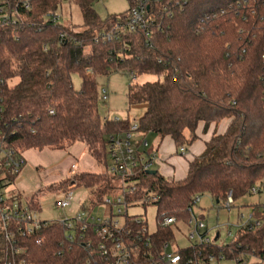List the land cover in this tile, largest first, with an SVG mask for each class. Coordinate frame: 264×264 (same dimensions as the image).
<instances>
[{"label": "trees", "instance_id": "obj_1", "mask_svg": "<svg viewBox=\"0 0 264 264\" xmlns=\"http://www.w3.org/2000/svg\"><path fill=\"white\" fill-rule=\"evenodd\" d=\"M63 1L7 2L5 10L23 19L0 26V106L7 130L13 131L11 142L22 152L83 143L89 156L106 165V173L76 176L78 185L94 189L93 209L116 179L107 169L109 137L128 128L127 118H101L96 78L121 70L129 79L128 104L143 106L139 132L160 141L168 137L180 155L197 139L199 122L206 131L211 123L227 120L225 130H214L203 151L187 161L182 178L163 175L156 164L153 175L138 172V194H154L156 218L163 212L185 220L196 196L208 195L222 205L230 193L234 204L264 184V0H147L150 39L139 28L107 42L95 38L110 28L109 18L124 20L135 0L103 20L93 7L96 0H66L79 7L80 26L45 20ZM144 74L156 79L133 81ZM73 75L80 78L79 87ZM28 204L38 209L34 195ZM257 214L264 220V213ZM170 233V227H157L153 248L158 250ZM64 235L52 223L23 238L26 263L108 264L95 251L98 238L87 249L80 241L67 243ZM239 241L260 252L264 225ZM2 248L3 242L0 257Z\"/></svg>", "mask_w": 264, "mask_h": 264}, {"label": "built area", "instance_id": "obj_2", "mask_svg": "<svg viewBox=\"0 0 264 264\" xmlns=\"http://www.w3.org/2000/svg\"><path fill=\"white\" fill-rule=\"evenodd\" d=\"M7 2L8 0L0 2V26L23 20L5 10ZM22 5L29 8L27 1L22 2ZM15 8L14 12L17 14ZM147 9V0H135L125 19L119 21L109 18L110 28L100 32L95 40L102 42L116 40L121 33L139 28L145 29V37L149 40L151 33L147 29ZM44 19L53 24L59 22L57 12L46 13ZM86 72L91 74L89 68ZM99 94L103 101L108 99L105 87L101 88ZM2 112L0 106V233L3 242L0 264H27L23 238L35 235L52 223H58L63 228L64 241L69 244L80 241L85 248L90 249L92 240L98 238L94 244L95 251L104 257L108 264H213L225 258L233 259L237 264H264V243L263 249L257 252L249 248L248 244L239 241V237L244 233L263 227L264 220L257 214L264 213L262 202H259V206L250 205V210L246 214L238 213L234 223L223 225L227 229V236H231L229 243H218V231L213 236L209 235V228L201 213H196L193 209L199 201L198 196L188 208L187 219L162 212L159 217H155L154 230H149L146 220L141 215L128 214L129 207L144 206L156 199L154 194L147 190L144 194H138L140 182L138 172L153 169L159 159L154 152L147 149L149 144L146 135L139 132L137 117L128 120V128L123 133L109 137L110 163L107 169L109 174L116 176L120 188L119 194L112 197L105 194L102 197L103 203L109 205V213L106 216H96L92 213L93 209H89L90 203H81L76 211L65 214L58 220L41 219L37 210L29 208L28 199L22 203L16 195L6 194L13 179L19 174L25 158L24 152L10 141L13 131L7 130ZM113 119L119 120L117 117ZM180 151L183 152V149ZM70 169L73 173L76 164L71 163ZM77 185L73 179L65 189L64 197L56 202L58 208L63 210L71 205L73 200L71 188ZM260 192L264 193V184L254 186L250 190L251 194ZM232 206L233 200L229 193L222 207L230 210ZM157 227L171 228L170 235L158 250L153 248L151 240V235ZM181 228L186 230L183 235L186 244L183 246L178 245L175 237V231L179 232ZM230 228H233L234 232ZM230 248L235 250V253L231 251L228 255L225 250Z\"/></svg>", "mask_w": 264, "mask_h": 264}, {"label": "rangeland", "instance_id": "obj_3", "mask_svg": "<svg viewBox=\"0 0 264 264\" xmlns=\"http://www.w3.org/2000/svg\"><path fill=\"white\" fill-rule=\"evenodd\" d=\"M93 7L98 16L103 20L109 14H118L129 7V0H96ZM59 22L61 24H72L80 26L82 23L81 11L79 7L64 0L60 9L57 10ZM156 78L151 75H139L133 81L143 83L154 81ZM98 85V94L102 87L107 89L108 99L103 101L100 94L97 99V109L101 118L108 117L113 119L131 120L138 118L143 113L142 105H129L126 99L129 79L121 71H115L109 75L96 78ZM72 82L75 87H79L80 78L77 75L72 76ZM148 150L154 151L159 146L160 139L154 134H147ZM24 164L18 175L9 186L7 196L17 195L19 201L24 203L31 195L35 196L38 206L37 212L43 220H58L65 214H71L76 211L81 203H89L93 198V188H87L81 185L72 189L73 200L69 207L60 209L56 202L65 195V189L70 183H63L65 180L74 179L78 184L76 176L80 172L106 173V165L102 160L94 159L86 152V148L81 142H73L70 146L63 149L44 148L40 151L29 149L24 152ZM71 163L76 164V169L72 173ZM156 169V167H153ZM178 170L175 176H178ZM112 189L109 196L119 194V182L116 179L111 181ZM264 202V193L249 194L236 200L230 210L216 205L208 195H202L197 204L193 207L196 213L203 214L204 222L209 228V235L213 236L216 231L219 232V242L229 243L231 236H227V229L223 226L226 223H234L237 214L242 212L246 214L250 209V204ZM110 211L109 205L103 203L102 199L96 200L92 213L96 216H106ZM157 208L153 203H147L144 206L136 205L128 208L129 215H141L147 222L149 230L155 228V217ZM218 225H221L218 227ZM1 229V228H0ZM231 229V228H230ZM234 232V229H231ZM186 233L184 228L181 231H175V237L179 246L186 244L183 235ZM2 237L0 233V246ZM213 264H237L233 259H221Z\"/></svg>", "mask_w": 264, "mask_h": 264}, {"label": "crops", "instance_id": "obj_4", "mask_svg": "<svg viewBox=\"0 0 264 264\" xmlns=\"http://www.w3.org/2000/svg\"><path fill=\"white\" fill-rule=\"evenodd\" d=\"M226 125L227 120H222L219 124H217V126L211 123L207 127L206 131H204L203 122H199L195 131L197 139L190 146H188L183 155L176 152V147L168 137L164 138L159 142V146L156 147V156L160 162V165L156 164V166L159 171L165 176H173L176 179L182 178L186 172L187 161L192 159L194 156L199 155L203 151L206 141L209 140L214 130L217 133H221L225 130ZM150 134L151 133H149V135ZM176 170H178V176H175Z\"/></svg>", "mask_w": 264, "mask_h": 264}, {"label": "water", "instance_id": "obj_5", "mask_svg": "<svg viewBox=\"0 0 264 264\" xmlns=\"http://www.w3.org/2000/svg\"><path fill=\"white\" fill-rule=\"evenodd\" d=\"M146 173H147V174H151V175H153V174L156 173V170H154V169H149V170L146 171Z\"/></svg>", "mask_w": 264, "mask_h": 264}]
</instances>
